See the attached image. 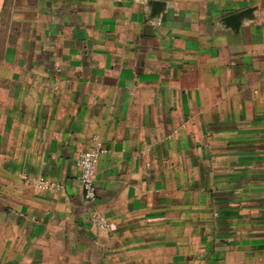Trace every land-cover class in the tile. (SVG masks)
<instances>
[{
    "label": "crops",
    "instance_id": "1",
    "mask_svg": "<svg viewBox=\"0 0 264 264\" xmlns=\"http://www.w3.org/2000/svg\"><path fill=\"white\" fill-rule=\"evenodd\" d=\"M0 264H264V0H0Z\"/></svg>",
    "mask_w": 264,
    "mask_h": 264
},
{
    "label": "built area",
    "instance_id": "2",
    "mask_svg": "<svg viewBox=\"0 0 264 264\" xmlns=\"http://www.w3.org/2000/svg\"><path fill=\"white\" fill-rule=\"evenodd\" d=\"M104 149L100 144L83 151L77 161L76 166L79 169L78 180L83 191L84 198L87 201H93L96 197V184H95V167L98 156ZM35 188H47V182L39 178L36 182ZM94 221L100 228H108V223L100 218L94 217Z\"/></svg>",
    "mask_w": 264,
    "mask_h": 264
},
{
    "label": "water",
    "instance_id": "3",
    "mask_svg": "<svg viewBox=\"0 0 264 264\" xmlns=\"http://www.w3.org/2000/svg\"><path fill=\"white\" fill-rule=\"evenodd\" d=\"M237 18H238V15H235V14H234V15H230V16L228 17V20H229L230 22H232L233 26H236L237 23H238Z\"/></svg>",
    "mask_w": 264,
    "mask_h": 264
}]
</instances>
